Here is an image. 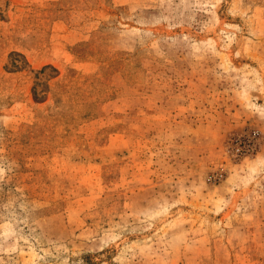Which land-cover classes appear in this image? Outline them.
I'll return each mask as SVG.
<instances>
[{"label":"rangeland","instance_id":"1","mask_svg":"<svg viewBox=\"0 0 264 264\" xmlns=\"http://www.w3.org/2000/svg\"><path fill=\"white\" fill-rule=\"evenodd\" d=\"M0 264H264V0H0Z\"/></svg>","mask_w":264,"mask_h":264}]
</instances>
